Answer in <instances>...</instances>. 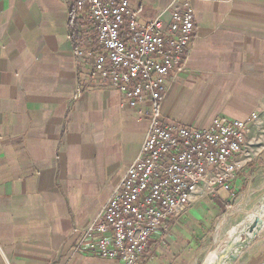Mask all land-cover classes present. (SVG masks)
I'll return each mask as SVG.
<instances>
[{"label": "crops", "instance_id": "0c3cea01", "mask_svg": "<svg viewBox=\"0 0 264 264\" xmlns=\"http://www.w3.org/2000/svg\"><path fill=\"white\" fill-rule=\"evenodd\" d=\"M127 1L151 21L173 0ZM190 1L195 38L165 81L162 116L202 128L255 112L264 126V0ZM70 11L61 0H0V264H119L82 252L80 232L136 159L147 105L129 108L97 83L87 59H76ZM179 103L190 106L185 116L174 114ZM250 166L264 168V147L243 171ZM225 195L195 198L156 231L140 264H196ZM253 220L264 232V209ZM246 234L253 242L259 232ZM244 264H264V238Z\"/></svg>", "mask_w": 264, "mask_h": 264}, {"label": "built area", "instance_id": "2783aa9c", "mask_svg": "<svg viewBox=\"0 0 264 264\" xmlns=\"http://www.w3.org/2000/svg\"><path fill=\"white\" fill-rule=\"evenodd\" d=\"M61 1L85 16L94 37V47L86 39L74 43L76 59H87L97 83L117 91L129 108L147 105L139 153L97 219L80 232L79 249L140 264L156 231L186 214L195 198L232 191L264 147V126L255 112L243 120L215 118L202 128L162 116L165 81L182 69L195 38L190 0H173L151 21H141L127 0Z\"/></svg>", "mask_w": 264, "mask_h": 264}, {"label": "rangeland", "instance_id": "374dc122", "mask_svg": "<svg viewBox=\"0 0 264 264\" xmlns=\"http://www.w3.org/2000/svg\"><path fill=\"white\" fill-rule=\"evenodd\" d=\"M189 108L188 104H176L174 114L185 116ZM248 169L239 174L232 191L225 192L215 228L212 226V239L196 264H222L226 258L227 264H244L249 253L263 240V229L259 231V222L251 221V217L264 209V168L259 171L250 166ZM248 222L251 223L245 228ZM241 229L249 233L259 232V235L250 242L246 232L242 233L237 243L236 237Z\"/></svg>", "mask_w": 264, "mask_h": 264}, {"label": "trees", "instance_id": "16d2710c", "mask_svg": "<svg viewBox=\"0 0 264 264\" xmlns=\"http://www.w3.org/2000/svg\"><path fill=\"white\" fill-rule=\"evenodd\" d=\"M70 36L72 39L73 44L77 40H83L86 39V20L84 15H80L78 13H75L73 11L70 12ZM95 45V44H92Z\"/></svg>", "mask_w": 264, "mask_h": 264}, {"label": "bare ground", "instance_id": "6f19581e", "mask_svg": "<svg viewBox=\"0 0 264 264\" xmlns=\"http://www.w3.org/2000/svg\"><path fill=\"white\" fill-rule=\"evenodd\" d=\"M257 221L259 222V226H258V228H259V227L262 226V221H259V220H257ZM258 228H257V229H258ZM257 229H256V230H257Z\"/></svg>", "mask_w": 264, "mask_h": 264}, {"label": "water", "instance_id": "95a60500", "mask_svg": "<svg viewBox=\"0 0 264 264\" xmlns=\"http://www.w3.org/2000/svg\"><path fill=\"white\" fill-rule=\"evenodd\" d=\"M231 258H233V257H231Z\"/></svg>", "mask_w": 264, "mask_h": 264}]
</instances>
